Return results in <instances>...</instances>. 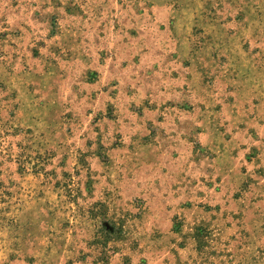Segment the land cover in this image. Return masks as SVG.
<instances>
[{
    "label": "rangeland",
    "instance_id": "1",
    "mask_svg": "<svg viewBox=\"0 0 264 264\" xmlns=\"http://www.w3.org/2000/svg\"><path fill=\"white\" fill-rule=\"evenodd\" d=\"M0 264H264V0H0Z\"/></svg>",
    "mask_w": 264,
    "mask_h": 264
}]
</instances>
